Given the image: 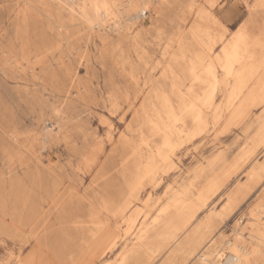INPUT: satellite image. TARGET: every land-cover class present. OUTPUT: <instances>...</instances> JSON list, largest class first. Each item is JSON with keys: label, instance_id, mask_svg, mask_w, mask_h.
Masks as SVG:
<instances>
[{"label": "rangeland", "instance_id": "374dc122", "mask_svg": "<svg viewBox=\"0 0 264 264\" xmlns=\"http://www.w3.org/2000/svg\"><path fill=\"white\" fill-rule=\"evenodd\" d=\"M89 1L98 0H0V264H119L142 222L174 198L197 203L203 183L245 151L254 156L197 211L193 228L148 264H204L210 239L228 256L239 233L250 256L259 251L253 264H264L263 246L249 235L252 226L264 232V93L229 115L234 79L216 67L211 108L200 122L188 121L192 138L171 150L152 126L164 125L162 98L178 106L187 102L182 95H195L189 67L199 69L210 47L219 52L222 32L247 30L252 59L235 68L247 81L233 105L247 97L264 76V9L257 0H144L127 12L128 0H105L115 15L98 27ZM198 23L206 35L193 33ZM172 84L180 90L174 95ZM110 204L112 214L104 209ZM114 228L116 245L104 250Z\"/></svg>", "mask_w": 264, "mask_h": 264}, {"label": "bare ground", "instance_id": "6f19581e", "mask_svg": "<svg viewBox=\"0 0 264 264\" xmlns=\"http://www.w3.org/2000/svg\"><path fill=\"white\" fill-rule=\"evenodd\" d=\"M138 2L143 3L144 0L143 1L142 0H128V1H125V2H123L124 3V7H122V8H124V10L127 11V12H130V11L133 12L134 10H132V9L136 6V4ZM210 2H212V1H210ZM89 5L90 6L88 7L89 8L88 11L97 12V16H98L99 19L94 22V25H98V27H99V23L102 24V21L107 16H114L115 15L114 12H112V9L107 5L105 0H98L97 2L89 1ZM121 6H122V3H121ZM115 7H117V5H115ZM257 7L264 9V0H257ZM80 9L83 12L84 11L86 12L87 11V6L85 4H83L82 7H80ZM143 10L144 9H142L140 11H143ZM116 12H120V10H117ZM125 16H127V15H125ZM125 16H123L122 18H125ZM116 29H118V27ZM192 31H193L194 34H198V36H199V34L200 35H206L207 34V29L202 27V26H200L199 23L196 24L193 27ZM196 41H198V40H196ZM219 41H220L221 45H220V49H219L218 53L211 52L213 49H212V47H210L209 48V54L207 53L208 55L205 58H198V63L200 64V68L199 69H198L197 66H194V65H191L189 67V70H188V78L189 79L188 80L190 82V86L188 87V89H189V91L190 90L192 91L193 87L195 88V86H196L197 87V92L195 93V95L193 97H189L188 94L182 95L181 98H185L186 97L187 98V102L181 103L178 106H174L173 103H171V101H170V99L168 97H164L163 96L164 98L161 99L163 112H164V121H163L164 125L161 127V126H158L156 123L153 122L152 123V126L154 128L153 132L158 134V135H160L162 137V144L164 146H166L167 148L171 149V150L174 148L176 142L179 139H181L183 137L192 138L194 136L195 130L189 129L188 121H191V123L192 122H200L202 120L204 112H208L209 109L211 108V105H212V103L214 101V97H215V93H216L215 92L216 77H215V71H214L216 67H219L221 69V71H223L224 75L227 76V78L231 77L232 79H234V86L232 87V89L230 91L229 105H227V106H229V109H230L228 111L229 115H233V114L239 115V114H241L244 111L245 108L249 107L250 105L254 104L256 101H259L262 98V94L264 93V76L261 77V78L257 77V78H259L258 80L255 78L257 80V82H256V84L253 82L254 86L250 89L248 95L246 93L247 97L245 99H241L236 105H233V102L236 103L235 100L238 97V95L241 93V90L243 89V87H244V85H245V83L247 81V77L244 76L241 72H239V70H236L235 68H236V66H239L242 62L249 63L251 61V59H252L251 56L248 55L249 40H248L247 30L246 29H241L237 33L233 34L230 38H224V33L222 32L220 34ZM168 69H170V68H168ZM162 76H163V74H162ZM166 76L167 75L165 73V77ZM259 76H261V73H260ZM170 77H172V75H170ZM181 79H182V77H181ZM173 80H174V78H173ZM168 82H169V80H168ZM171 82H172V80H171ZM249 85H251V84H249ZM185 90H187V89H185ZM176 91H180V90L178 89V86H176V84H175L172 87V95H174L176 93ZM163 92H165V91H163ZM167 93H170L169 89H168ZM152 95H153V93H152ZM154 101H156V99ZM151 104H153V103H151ZM158 105H157V107H158ZM258 105H256L255 107H257ZM227 106H225V107H227ZM150 107L148 109H150ZM153 109L152 110L155 112V114L160 118L159 111H156L154 106H153ZM261 113H262V111H261ZM229 115H227L226 117L227 118L230 117ZM262 120H264V119H262ZM225 125H227V124H225ZM262 125H263V123H262ZM256 136H258V135H256ZM259 136L261 138V141L263 142V140H264V126H262L261 130L259 131ZM252 140H251V142H252ZM180 143H181V140H180ZM144 144H145V142H144ZM177 146H179V145H177ZM243 149H244V147H243ZM250 152L251 151H245L241 156L239 155L240 157L238 159H236L233 163L228 165V167H226V168H225V166H226L227 163L224 166L223 165L224 162L221 161V163L223 162L222 166H224L223 168H225V170L221 168L224 171L222 172V174H220V177H211V178H209V180H207L205 182V184L203 183V186L200 189L197 190V194H196L197 203L196 202H194L195 204L185 203L181 199H178V198L175 199L174 198L175 200L173 199L171 201V203L167 207L159 208L157 213L155 214L154 218L148 224H145L144 222H142L141 223L142 227L139 228V230H138V232H137V234L135 236V241L133 243H130L122 251V253L120 254V263L119 264H124L127 261V259L129 258V256L133 259L134 264H148L149 261L151 259H153V257H155L156 255L159 256L160 253H163V252L171 249L172 246L178 241L179 237L191 226L192 221H194L193 219H194L197 211H199V209H201V208L203 209L204 206L220 191V188H222L224 182H226L228 180V178L231 177L232 173H234L235 171L237 172V170L239 168H241L247 162V160L249 159L250 156H251V158H252V156H254L253 154L251 155ZM224 161H225V159H224ZM137 162H139V160ZM163 162L165 163L166 160L163 159ZM212 162L210 161V163H212ZM209 165H210L209 168H211L212 165H214V164H212V165L208 164V166ZM154 168H151V169H154ZM240 171L241 170L239 169V172ZM147 173L151 174L152 172H151V170L150 171L148 170ZM253 173H255V172L252 171V169L248 170V175H252ZM232 176H235V175H232ZM100 192H101V190L99 191V193ZM241 196H243V195H241ZM181 197H182V195H181ZM95 199L97 200V198H95ZM233 200H234V198H233ZM63 202H64V199L61 198L59 200H56L54 205L62 206ZM188 202H190V201H188ZM191 205H193V207H194V209H192V210L190 208ZM257 206L259 207V205H257ZM260 207H259V209H260ZM261 208H262V210L261 209L260 210L263 211L264 207H261ZM104 209H105L106 213L112 214V211L114 210V207H113L112 204H110L109 206H106ZM254 209H256V208H254ZM204 210H206V209L204 208ZM257 211H259L258 208H257ZM261 213L263 214V212H261ZM249 214H250V212H249ZM95 216H97V215H95ZM87 217L89 218V216H87ZM258 217H260V219L262 218L260 216V214L258 215ZM248 218L250 219V217H248ZM254 219H255V217H254ZM256 219H258V218L256 217ZM86 221H84V222H86ZM130 221H131L130 219L127 220L126 224H129ZM258 221H260V220H258ZM78 222L80 224V221H78ZM91 222L93 224H98L99 223L98 221H93V220ZM255 223H257V222H255ZM261 223L263 224V222H261ZM259 225H261V224H259ZM77 227H79V226H77ZM239 227H240V225H239ZM97 228L100 229L101 226H97ZM190 228H193V227H190ZM250 229H251V233L250 234L248 233L250 235V239H251V237L254 238L264 248V232H263V230L260 227H254V226H252ZM204 231H205V229H204ZM118 234H119V232H118L117 228H114L111 231L110 238L107 240V242L104 245V250H108V249L110 250V249H113L115 247L116 242H117L116 238H117ZM79 235H80V232H79ZM237 235L238 236L236 237V239L234 238L235 240H233L232 242H228L227 243L228 256L227 255H225V256L222 255V253H225V252H220L221 248L217 249V247L215 245H213L214 243H213V241H211V239L206 241L203 244V246H202V249H204L203 254H202V256H204V259H203L202 263H204V264H221V262H222L221 259L222 260L224 259V262H225L224 264H253V262H256V260L254 258H255L256 254L259 251H254L253 250L252 256H250L251 252L250 253L247 252L242 247V244H243L242 238H244V237L240 233L237 234ZM222 237H221V239H222ZM181 238H182V236H181ZM195 239L199 240V241H204V239L198 234L195 235ZM223 241H224V238H223ZM221 247H222V245H221ZM253 247H254V245H253ZM257 249H258V247H257ZM201 253H202V251H201ZM201 253H200V255H201ZM82 254H80V255H82ZM225 254H227V253H225ZM260 256H262V255H259L257 257L260 258ZM187 262H188V260H187ZM190 262H188V263H190Z\"/></svg>", "mask_w": 264, "mask_h": 264}]
</instances>
